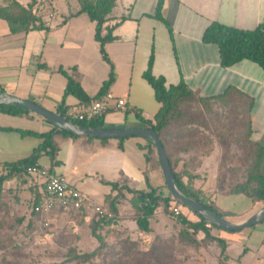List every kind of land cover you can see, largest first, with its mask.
<instances>
[{"label":"crops","instance_id":"0c3cea01","mask_svg":"<svg viewBox=\"0 0 264 264\" xmlns=\"http://www.w3.org/2000/svg\"><path fill=\"white\" fill-rule=\"evenodd\" d=\"M17 1L22 6L27 4V0ZM158 1L116 0L112 19L105 24L117 25L112 32L114 40L105 45L110 64L101 58L94 24L84 14L73 16L79 10L75 0H53L51 18L41 17L43 30L13 34L0 19V94L57 113L79 105L74 97L65 95L67 77L79 83L92 100L112 69L114 79L106 93L123 100L125 109L107 112L103 116L105 129L144 128L136 116L153 121L160 107L143 79L152 55V75L163 78L167 88L183 82L202 99L233 88L251 99L250 140L264 149V72L249 61L222 68L217 47L202 41L212 23L254 30L264 21V0H163V20L154 17ZM51 129L45 119L31 112L0 110V171L28 158L41 143L25 133L44 134ZM54 142L58 147L54 161L50 163L43 156L37 164L62 175L71 189L105 209L106 198L117 194L111 190L112 183L142 191L149 186L158 193L165 188L155 153L145 156V139L125 138L122 149L116 140L100 142L56 135ZM237 152L239 148L233 144L215 142L211 155L202 160L195 173V187L232 224L245 222L264 207L231 191L236 181L230 178L229 170L235 168V162L228 158ZM15 185L14 195L21 203L35 190L43 191L42 182L34 178H27L25 183L13 178L3 183L2 189L5 193L7 189L14 190ZM124 198L134 210L136 198L123 191L117 204ZM117 204V212H122ZM81 212L89 218L94 215L90 209ZM183 213L189 221H196L193 215ZM218 230L223 232L218 238L225 242L227 264H264V221L236 232Z\"/></svg>","mask_w":264,"mask_h":264},{"label":"trees","instance_id":"16d2710c","mask_svg":"<svg viewBox=\"0 0 264 264\" xmlns=\"http://www.w3.org/2000/svg\"><path fill=\"white\" fill-rule=\"evenodd\" d=\"M76 2L79 10L73 16L84 14L94 24V38L99 45L101 58L104 62L110 64L105 45L114 40L112 32L117 25L109 27L105 26V24L112 19L111 13L116 6V0H76ZM162 3L163 0L158 1L154 15L158 20H163L161 17ZM34 7L35 0H29L24 6L12 0L7 5L0 7V19L8 24L10 32L13 34L43 30L42 16L39 15V11ZM46 31L48 30L46 29ZM103 31H105L104 35ZM202 41L205 44L217 47L222 68H230L242 61H249L264 72V21L252 31L236 30L218 23H212L204 31ZM152 66L153 56L150 55L146 70L143 73V79L153 90L154 98L160 107L153 121L143 120L138 115L136 118L144 128L150 129L158 136L169 160L172 174L179 190L186 197L208 208L218 217L224 218V215L217 213L210 205L209 197L200 188L195 187V180L198 177L195 173L200 168L202 160L211 155L215 142L224 141L238 147L246 158L245 169L240 175L237 174L238 170L236 169L229 170L233 180L235 179L236 181L231 185V191L243 194L251 201L264 205V149L250 140L252 100L233 88H228L219 96L205 99L191 92L183 82L177 86L167 88L163 78H156L152 75ZM113 79L114 74L111 69L108 79L100 88V92L91 100L83 92L79 83L72 77H67L65 95L72 96L79 102L76 107L86 105L106 94V89L113 83ZM0 110L7 113H30L17 105L0 106ZM57 114L82 128L105 129L103 117L89 123H83L67 118L64 110H58ZM45 121L52 126L49 132L44 134L25 133L41 140V143L33 150L32 154L24 160L5 166L0 171V199L4 193L2 189L4 182L18 178L20 183H25L27 178H29L26 174L27 167L36 164L43 156H46L50 163L54 161L58 151V147L54 142L56 135L72 139L82 138L58 130L52 123ZM85 139L88 141L97 140L92 138ZM123 140H116L120 149H122L121 143ZM99 141L106 142L107 140ZM147 143L146 157L154 154L153 144L149 141ZM146 160L148 161V158ZM240 177L242 179L238 181ZM110 187L112 192L117 193L114 198L107 197L105 201L107 203L106 209L110 211L112 217L106 218L94 215L89 224L91 236L98 242V248L90 253L83 254H78L71 250L68 253L69 262L87 264L100 253L104 245V239L98 231L102 224L108 225L117 216V199L122 197L123 191L133 195L138 202L133 206L134 221L137 228L143 232L149 231V221L158 208H162L164 214H167L168 210L171 211L172 206L185 208L178 201L171 199L170 196L163 197L161 193H158L157 189L149 186H147V191L131 190L125 186L120 187L115 183L110 184ZM34 194L35 198L31 207L32 213L38 205L43 191L38 193L35 190ZM185 209L196 218V221H189L187 216L181 213L175 217L177 224L182 229L183 236L187 238L192 236L194 238L197 234H203L205 240L217 243L220 248V260L226 262L225 242L219 238H214L210 234L211 229L218 228L210 225L191 210ZM1 211H3V207L0 203ZM191 240L194 242L193 239Z\"/></svg>","mask_w":264,"mask_h":264},{"label":"rangeland","instance_id":"374dc122","mask_svg":"<svg viewBox=\"0 0 264 264\" xmlns=\"http://www.w3.org/2000/svg\"><path fill=\"white\" fill-rule=\"evenodd\" d=\"M11 1L0 0V3L3 6ZM52 2L35 0L34 8L40 16L51 18ZM228 159H233L234 169L240 175L246 166L245 155L239 149ZM229 176L232 178L230 173ZM15 192L16 185L14 190L7 189L0 199L3 207L0 212V264H74L68 261L69 251L83 254L98 248L89 229L95 214L89 218L83 212L32 213L34 192L22 203L16 199ZM160 193L163 197L169 196L166 188ZM117 205L121 206L122 212H118L108 225L100 226L98 233L103 237L104 245L87 264H227L220 260L216 242L205 240L202 234L194 238L183 236L172 209L180 207L182 212L192 215L185 208L172 206L167 214L158 208L149 221V231L143 232L134 221L132 204L124 198ZM211 231L214 238L223 233L218 229Z\"/></svg>","mask_w":264,"mask_h":264},{"label":"water","instance_id":"95a60500","mask_svg":"<svg viewBox=\"0 0 264 264\" xmlns=\"http://www.w3.org/2000/svg\"><path fill=\"white\" fill-rule=\"evenodd\" d=\"M20 106L29 112L42 117L52 123L58 130L65 131L71 135L82 138H92L97 140H117L125 138H141L151 142L154 146V153L157 157L161 175L165 184L166 191L171 199L178 201L183 207L191 210L197 216L203 218L207 223L221 230L228 232L240 231L244 228L251 227L264 221V207L257 214L247 219L241 224H232L227 220L218 217L208 208L202 206L196 201L186 197L177 187L167 155L155 132L147 128H130V129H89L82 128L57 113L50 112L41 106L32 102L21 100L5 94H0V106Z\"/></svg>","mask_w":264,"mask_h":264},{"label":"built area","instance_id":"2783aa9c","mask_svg":"<svg viewBox=\"0 0 264 264\" xmlns=\"http://www.w3.org/2000/svg\"><path fill=\"white\" fill-rule=\"evenodd\" d=\"M113 108L124 110L125 102L117 99L111 93H106L89 104L66 108L64 114L75 122L89 123L103 117ZM26 174L29 177L40 180L43 185V195L38 205L34 208V212H81L85 209H90L95 215L106 218L112 217L110 211L94 204L78 190L71 189L62 175L52 173L49 168L42 167L36 163L26 168ZM172 213L174 216H179L181 208L174 207Z\"/></svg>","mask_w":264,"mask_h":264}]
</instances>
